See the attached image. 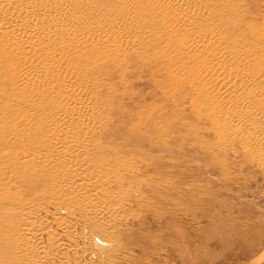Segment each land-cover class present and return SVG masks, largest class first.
<instances>
[{
	"label": "bare ground",
	"instance_id": "6f19581e",
	"mask_svg": "<svg viewBox=\"0 0 264 264\" xmlns=\"http://www.w3.org/2000/svg\"><path fill=\"white\" fill-rule=\"evenodd\" d=\"M222 6L217 9L213 0H0V64L8 71L13 96L0 105L5 129H0V154L8 155L7 168L16 176L18 166H26L15 160L12 149L29 156L24 155L29 146L48 151L66 139L65 151L73 150V159L84 154L100 119V102L92 94L97 89L93 67L118 59L125 50L152 49L162 35L173 49L166 46L158 52L164 56H150H161L169 65L190 59L191 78L208 79L200 86L218 129L236 133L245 153L264 152V52L236 44L224 49L222 20L235 19L231 5ZM249 29L264 45V26ZM175 47L180 50L174 52ZM61 168L45 177L39 171L22 174L21 197L0 192V264H37L48 258H54L50 264H111L122 248L118 196L106 189L100 199L98 189L87 193L82 182L73 181L79 168L75 160ZM34 184L44 186L41 193L33 192ZM27 197L43 209L46 203L55 206L52 220L67 241L57 231L43 241L34 218L13 217L14 205Z\"/></svg>",
	"mask_w": 264,
	"mask_h": 264
},
{
	"label": "rangeland",
	"instance_id": "374dc122",
	"mask_svg": "<svg viewBox=\"0 0 264 264\" xmlns=\"http://www.w3.org/2000/svg\"><path fill=\"white\" fill-rule=\"evenodd\" d=\"M213 1L219 10L227 1L235 19L222 20L225 50L236 44L264 52L249 29L264 26V0ZM164 36L154 40L152 49L138 48L137 54L125 50L118 59H103L93 67L97 89L92 94L100 102V119L84 154L73 159V150L65 151L67 139L48 151L25 146L29 156L12 149L15 160L26 164L18 166L15 176L2 152L0 192L21 197L22 174L55 175L66 160H75L79 168L73 181L82 182L87 193L98 189L100 199L106 189L118 196L116 226L124 237L119 235L122 248L111 264H264V152L247 154L236 133L218 129L200 86L208 79L191 78L190 59L169 65L158 54L171 44ZM152 53L161 56L153 58ZM8 76L0 64V105L13 97ZM199 99L203 105H196ZM0 129L5 131L1 124ZM31 188L39 194L44 186ZM41 205L27 197L14 205L12 215L34 218L44 241L58 229L52 220L57 209Z\"/></svg>",
	"mask_w": 264,
	"mask_h": 264
}]
</instances>
